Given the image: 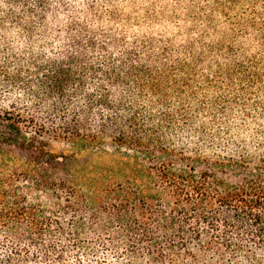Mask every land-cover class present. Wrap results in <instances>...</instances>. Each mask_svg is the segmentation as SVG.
Listing matches in <instances>:
<instances>
[{
  "label": "trees",
  "instance_id": "1",
  "mask_svg": "<svg viewBox=\"0 0 264 264\" xmlns=\"http://www.w3.org/2000/svg\"><path fill=\"white\" fill-rule=\"evenodd\" d=\"M0 264H264V0H0Z\"/></svg>",
  "mask_w": 264,
  "mask_h": 264
},
{
  "label": "rangeland",
  "instance_id": "2",
  "mask_svg": "<svg viewBox=\"0 0 264 264\" xmlns=\"http://www.w3.org/2000/svg\"><path fill=\"white\" fill-rule=\"evenodd\" d=\"M216 91H217L216 88H208L207 86H203L201 93L203 92V94H205V98H206L208 94L210 95L211 92H216ZM204 112H206V111H204ZM237 112L238 111H237L236 107L235 108H229V110L225 114V118L229 119V120L230 119L235 120ZM204 114H206V113H204ZM204 122L208 126L207 131L217 132V136H216L213 148H217V145L222 147L223 144L226 143V138H228V143L242 141V139H249L248 135H242V133H240V132L236 134V131L234 129H231L228 133H226L225 132L226 127H225L222 119L217 122V128H214V129L209 128L210 121L205 120ZM219 122H220V124H219ZM51 147H53L56 150H61L63 147V144L61 142H53L51 144Z\"/></svg>",
  "mask_w": 264,
  "mask_h": 264
}]
</instances>
